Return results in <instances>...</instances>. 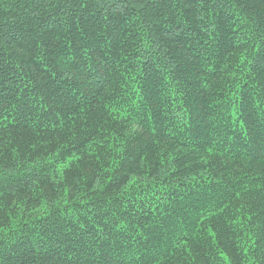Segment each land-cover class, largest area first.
Masks as SVG:
<instances>
[{"label":"trees","instance_id":"obj_1","mask_svg":"<svg viewBox=\"0 0 264 264\" xmlns=\"http://www.w3.org/2000/svg\"><path fill=\"white\" fill-rule=\"evenodd\" d=\"M0 264H264V0H0Z\"/></svg>","mask_w":264,"mask_h":264}]
</instances>
